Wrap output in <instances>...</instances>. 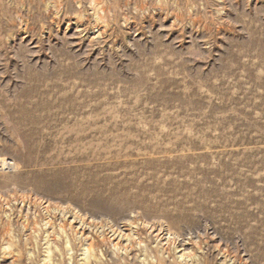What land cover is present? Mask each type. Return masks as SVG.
I'll return each instance as SVG.
<instances>
[{
    "label": "rangeland",
    "instance_id": "1",
    "mask_svg": "<svg viewBox=\"0 0 264 264\" xmlns=\"http://www.w3.org/2000/svg\"><path fill=\"white\" fill-rule=\"evenodd\" d=\"M0 264H264V0H0Z\"/></svg>",
    "mask_w": 264,
    "mask_h": 264
}]
</instances>
